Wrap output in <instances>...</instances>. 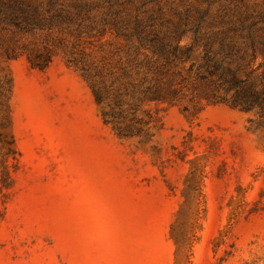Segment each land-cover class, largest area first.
Returning a JSON list of instances; mask_svg holds the SVG:
<instances>
[{"label": "rangeland", "instance_id": "obj_1", "mask_svg": "<svg viewBox=\"0 0 264 264\" xmlns=\"http://www.w3.org/2000/svg\"><path fill=\"white\" fill-rule=\"evenodd\" d=\"M158 10L159 25L189 12L205 32L253 33L200 44L264 47V0H157ZM251 55L246 71L261 80L264 53ZM0 87V130L19 155L0 197V264H264V111L203 102L189 116L152 103L135 115L148 135L119 139L62 56L38 70L0 55ZM191 226L177 246L173 231Z\"/></svg>", "mask_w": 264, "mask_h": 264}, {"label": "trees", "instance_id": "obj_2", "mask_svg": "<svg viewBox=\"0 0 264 264\" xmlns=\"http://www.w3.org/2000/svg\"><path fill=\"white\" fill-rule=\"evenodd\" d=\"M164 17L157 0H0V55L8 60L25 57L38 70L62 56L88 84L104 123L119 139L148 135V129L134 127L141 121L135 115L152 103L183 105L189 116L201 111L203 102L264 111V74L260 80L245 67L251 64L249 53H264V47L199 43L205 37L230 35L250 40V29L205 32L192 25L189 12L181 15L179 25L157 24ZM186 36L193 42L183 46ZM6 83L10 87L9 78ZM3 98L0 87V105ZM18 157L12 136L0 130L4 201ZM192 233V226L173 231L176 245L191 242Z\"/></svg>", "mask_w": 264, "mask_h": 264}]
</instances>
